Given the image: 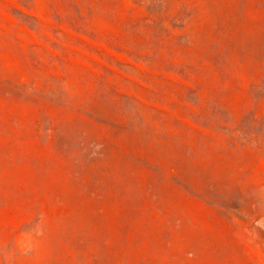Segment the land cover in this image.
Returning a JSON list of instances; mask_svg holds the SVG:
<instances>
[{"label":"rangeland","instance_id":"374dc122","mask_svg":"<svg viewBox=\"0 0 264 264\" xmlns=\"http://www.w3.org/2000/svg\"><path fill=\"white\" fill-rule=\"evenodd\" d=\"M0 264H264V0H0Z\"/></svg>","mask_w":264,"mask_h":264}]
</instances>
